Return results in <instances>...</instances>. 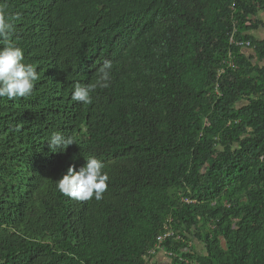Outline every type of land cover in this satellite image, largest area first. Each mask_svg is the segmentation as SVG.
Wrapping results in <instances>:
<instances>
[{
	"label": "trees",
	"instance_id": "1",
	"mask_svg": "<svg viewBox=\"0 0 264 264\" xmlns=\"http://www.w3.org/2000/svg\"><path fill=\"white\" fill-rule=\"evenodd\" d=\"M0 2L41 74L0 99V264H264V0ZM90 155L103 199L61 194Z\"/></svg>",
	"mask_w": 264,
	"mask_h": 264
},
{
	"label": "clouds",
	"instance_id": "2",
	"mask_svg": "<svg viewBox=\"0 0 264 264\" xmlns=\"http://www.w3.org/2000/svg\"><path fill=\"white\" fill-rule=\"evenodd\" d=\"M16 25L7 12V4L0 2V99L13 101L33 94L36 83L41 79L38 65L24 59V50L12 39ZM113 64L104 60L95 73L94 82L87 85L76 83L71 100L84 105L92 103V93L97 88H108ZM52 152H64L73 140L59 132L47 139ZM83 166L75 170L69 166L66 173L56 181V189L76 201L95 199L100 201L107 191L109 176L104 164L95 156H88Z\"/></svg>",
	"mask_w": 264,
	"mask_h": 264
},
{
	"label": "crops",
	"instance_id": "3",
	"mask_svg": "<svg viewBox=\"0 0 264 264\" xmlns=\"http://www.w3.org/2000/svg\"><path fill=\"white\" fill-rule=\"evenodd\" d=\"M257 19L264 22V14L259 13L257 16ZM250 33L254 37L255 40H257V41L264 40V27H260L256 31H252ZM246 50L247 49H244V52ZM247 51H248L247 53L245 52L246 54H252V52L250 50H247ZM195 246H196V249H199V251H201L203 249L200 244H196ZM152 260H153L152 261L153 264H167L168 263V260H167L165 253L163 251L156 252V254H155V256H153Z\"/></svg>",
	"mask_w": 264,
	"mask_h": 264
},
{
	"label": "built area",
	"instance_id": "4",
	"mask_svg": "<svg viewBox=\"0 0 264 264\" xmlns=\"http://www.w3.org/2000/svg\"><path fill=\"white\" fill-rule=\"evenodd\" d=\"M246 46H249V43H246L245 44ZM171 234H166V235H164V236H162V238H160V241H162V240H164L165 238H167V237H169ZM161 243V242H160ZM153 254H155L154 252L153 253H151V255H153ZM151 263H152V261H150Z\"/></svg>",
	"mask_w": 264,
	"mask_h": 264
},
{
	"label": "rangeland",
	"instance_id": "5",
	"mask_svg": "<svg viewBox=\"0 0 264 264\" xmlns=\"http://www.w3.org/2000/svg\"><path fill=\"white\" fill-rule=\"evenodd\" d=\"M245 52L247 53L248 51L246 50ZM195 248H196V246H195ZM196 250H197V252H199V253L202 251V250L199 251V249H196ZM151 261H153V260L151 259ZM152 263H153V262H152Z\"/></svg>",
	"mask_w": 264,
	"mask_h": 264
}]
</instances>
